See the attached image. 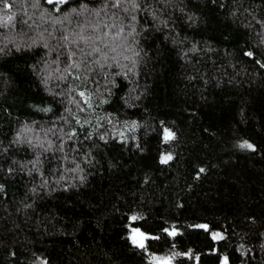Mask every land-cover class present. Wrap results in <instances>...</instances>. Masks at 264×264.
<instances>
[{
	"label": "trees",
	"instance_id": "16d2710c",
	"mask_svg": "<svg viewBox=\"0 0 264 264\" xmlns=\"http://www.w3.org/2000/svg\"><path fill=\"white\" fill-rule=\"evenodd\" d=\"M34 2L0 0V264H264V0H143L135 74L101 45L111 95L53 63L102 0Z\"/></svg>",
	"mask_w": 264,
	"mask_h": 264
},
{
	"label": "snow or ice",
	"instance_id": "6c2138e0",
	"mask_svg": "<svg viewBox=\"0 0 264 264\" xmlns=\"http://www.w3.org/2000/svg\"><path fill=\"white\" fill-rule=\"evenodd\" d=\"M45 2L49 5L53 6V12H59L60 9L56 7L57 5L67 6V3L74 2V0H45ZM143 0H102L101 4L96 8H90L87 3H80L78 8L70 9V13H74L77 16L81 14H93L96 18L95 23H90L88 27L92 28L91 34H85V25L78 24L77 27L79 31L72 29L71 27L64 28L63 34L59 37V40L62 42L60 47L64 49L63 53L57 54V59L53 61V63L59 65L60 55H65L68 63L65 65L64 72H62L58 79H65L67 75H74V78L79 80L81 79V71L85 73V78H87L88 73H92L98 67L101 73L104 76L106 81L105 88L111 95V88L116 86L115 79H109V74L104 73L105 66L109 60L107 52L103 50L101 45L108 47L109 51L116 52L118 48H123L125 51L131 52V56H125V60L131 61V67L124 66L121 72L116 73L118 76H123L125 79L128 78L129 73L135 74L134 69L138 63V58L140 56V52L136 50L135 46L138 45L139 41L137 40V36L140 35L138 32V27L140 26V21L138 20V14L150 6L144 4L142 7ZM39 0H35L32 4L33 8H38ZM4 8H11L12 6L8 3L3 4ZM120 10L124 13V16H117L114 11L112 16H108V10ZM105 17L101 19V16ZM47 12H42V18L47 16ZM152 20L155 22L159 20V17L156 15L155 11L150 13ZM8 21L13 20L12 15L6 16ZM65 20L68 25H71L72 20L68 14H65L64 19L55 18L52 20L53 26L59 24L61 26L64 25ZM112 22L109 23L108 21ZM2 22V21H0ZM23 23L27 24V20L23 21ZM160 24H165L166 21L159 20ZM146 29L141 28V31H145ZM55 32V27H53V33ZM53 33H49L50 36ZM39 39H43V33L40 34ZM39 42V40L34 39L32 44L35 45ZM81 43H83L84 47H81ZM31 46V45H29ZM44 48L49 49V45L47 41H44ZM17 50L19 51V46H17ZM3 51V49H0ZM51 52V49H49ZM94 53H98L99 55L96 58H92ZM247 55L251 56L252 53L249 52ZM116 57L113 56L112 60L115 61ZM47 67V64L45 65ZM126 68V70H124ZM59 69H57L58 71ZM50 75V74H49ZM45 83H47V79H45ZM79 96L84 99V102L91 107V92L80 91ZM106 102V101H104ZM127 103V101H125ZM42 111H50L49 108L41 109ZM79 123L80 121L77 119L76 121ZM135 123V122H133ZM19 136V134H17ZM172 135L171 132L166 130V138ZM103 139V137H101ZM50 146V145H49ZM241 147L252 148L253 145L249 144L247 141L243 142ZM171 157H169L170 159ZM201 172L204 171L203 168L200 169ZM8 172L11 173L12 169L9 168ZM83 180V177H81ZM3 185H0L2 188ZM199 227L206 228V225H200ZM139 231V230H137ZM165 231H168L165 229ZM170 234L175 235V231H172ZM144 234L141 233V236ZM133 243L139 244L140 247H143V243L140 240H137L133 237ZM227 258H225L226 264ZM162 264H168L167 261H163Z\"/></svg>",
	"mask_w": 264,
	"mask_h": 264
},
{
	"label": "rangeland",
	"instance_id": "374dc122",
	"mask_svg": "<svg viewBox=\"0 0 264 264\" xmlns=\"http://www.w3.org/2000/svg\"><path fill=\"white\" fill-rule=\"evenodd\" d=\"M23 133H26V134H27L26 130H25ZM21 139H22V137H21ZM34 140H35V139H34ZM132 237H135L137 240H140V241H143L144 238H145V236H144V235L141 236V233L138 232V231H135V232L133 233Z\"/></svg>",
	"mask_w": 264,
	"mask_h": 264
}]
</instances>
